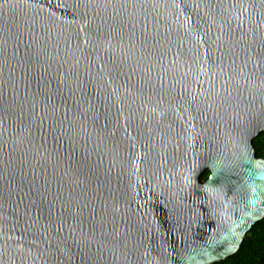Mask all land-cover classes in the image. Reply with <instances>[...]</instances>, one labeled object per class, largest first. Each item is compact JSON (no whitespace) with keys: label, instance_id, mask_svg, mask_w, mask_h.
<instances>
[{"label":"water","instance_id":"obj_1","mask_svg":"<svg viewBox=\"0 0 264 264\" xmlns=\"http://www.w3.org/2000/svg\"><path fill=\"white\" fill-rule=\"evenodd\" d=\"M261 133L264 0H0V264L225 260Z\"/></svg>","mask_w":264,"mask_h":264},{"label":"trees","instance_id":"obj_2","mask_svg":"<svg viewBox=\"0 0 264 264\" xmlns=\"http://www.w3.org/2000/svg\"><path fill=\"white\" fill-rule=\"evenodd\" d=\"M253 145L257 157H264V133L253 140ZM207 176L203 173L201 180ZM214 264H264V218L253 225L234 255Z\"/></svg>","mask_w":264,"mask_h":264},{"label":"flooded vegetation","instance_id":"obj_3","mask_svg":"<svg viewBox=\"0 0 264 264\" xmlns=\"http://www.w3.org/2000/svg\"><path fill=\"white\" fill-rule=\"evenodd\" d=\"M260 158H264V157H260Z\"/></svg>","mask_w":264,"mask_h":264}]
</instances>
